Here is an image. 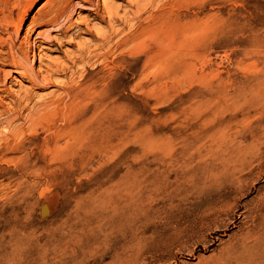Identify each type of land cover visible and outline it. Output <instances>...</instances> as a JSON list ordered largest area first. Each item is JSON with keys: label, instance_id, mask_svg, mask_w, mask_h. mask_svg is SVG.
I'll return each instance as SVG.
<instances>
[{"label": "rangeland", "instance_id": "374dc122", "mask_svg": "<svg viewBox=\"0 0 264 264\" xmlns=\"http://www.w3.org/2000/svg\"><path fill=\"white\" fill-rule=\"evenodd\" d=\"M62 1L30 0L16 21L18 45L51 32L30 53L37 69L73 66L111 18L120 34L116 49L56 76L60 87L35 86L0 47V79L10 73L0 87V264H264V243L228 258L242 239H264V0H180L139 22L147 0H73L67 35L43 22ZM201 23L206 33L188 40ZM141 29L150 47L121 48ZM158 36L173 52L155 47ZM26 94L32 103L16 106ZM59 97L69 109L56 111ZM37 111L50 118L31 130Z\"/></svg>", "mask_w": 264, "mask_h": 264}, {"label": "bare ground", "instance_id": "6f19581e", "mask_svg": "<svg viewBox=\"0 0 264 264\" xmlns=\"http://www.w3.org/2000/svg\"><path fill=\"white\" fill-rule=\"evenodd\" d=\"M180 0H167L162 3L161 6L158 4L155 5V3L158 2V0H147V3L145 5H138L137 6V12L135 13L133 17V22H139L142 17L145 14H148L150 9H158L160 10L161 7H163V10L169 7L168 9L174 10L178 8ZM234 1V0H233ZM176 2V5H175ZM30 0H6L3 3V8L0 9V47L2 50H7V58L4 59L5 62L9 63V66H12L13 68L17 69L18 72L30 82H32L35 86L41 87L42 86H51L55 85L60 87V82L55 81L54 78L56 76H60L63 74L71 73L73 72L71 69L76 67L78 64L85 63V60L87 59V56H94L97 51H111L114 49V46H111V43L113 41L114 35H119L112 33V29L114 28L113 23L119 22L117 18H111L110 23L111 26L109 27V31L106 33L99 35V42L100 45H95V49L93 51H90V48L87 50L82 49L79 53V57L72 61L73 66H66L63 64H53V66L48 67V71H44L42 69H37L35 65L30 61V53H35L40 48V45L51 41V32H45V33H38L35 38L29 37L28 39L24 40V42L21 45H18L17 39L20 35V25L17 23V19H20V21H23L26 16H28V7H29ZM1 6V2H0ZM73 0H63L59 6L52 10L51 12L47 13L45 17H48V19L44 20L46 26H50L53 28H57L53 32H56L58 29H60V33L62 35H67L69 33L70 27H68V24L70 23V16L69 13L71 12L73 8ZM103 11L104 13H107L109 16L113 14V6L104 3L103 4ZM174 12V11H173ZM156 13L150 14L155 15ZM64 18L63 23H59V20ZM129 19L124 18L122 19V22L124 24L129 23ZM209 29V26L206 24H199L192 29H186L185 30V37L188 40H194L195 38L204 35L206 30ZM147 37V33L143 31V29L139 30L138 32L134 33L127 41L121 44V48L127 46L129 42L134 43V47L136 49H145L150 47L148 42L144 41V38ZM162 40L160 43L155 44V47L164 51H168L165 53L173 52V49L175 47L174 41L165 38L164 36H158ZM98 42V43H99ZM188 43L190 41H187ZM188 47V46H185ZM116 49V48H115ZM9 72L5 73L4 77L0 79V87L2 86V80L3 82L7 80V76H9ZM63 90V89H62ZM1 91V90H0ZM64 97L69 99L70 101L73 100L74 96L71 94V92L66 89L64 91ZM32 103V99L26 94L23 98H19L16 101V106L21 107L23 104H29ZM35 108H47L46 103H35ZM54 108H56V111H60L61 108H67L69 109L71 104L67 106V103H65L63 100H60V97L57 101L53 104ZM23 111L26 110V107L22 109ZM17 110H14V114L6 119L5 123L9 128V135L10 137H7L5 140V153L7 154L13 153V144H14V138L17 137L16 132L14 131V123L17 122L19 119ZM68 115V114H66ZM50 116L48 114H41L39 111L36 112V114H32V112L27 116V124L30 127L31 130H35L39 127H42L44 123H47ZM11 162V161H10ZM114 235V234H113ZM260 236H264V230L260 233ZM264 239L259 237L255 240H251V236H248L244 239H242L240 245L238 248L234 247L232 249L233 253L229 255L228 258L233 259L236 258L238 255L240 256H246L250 255L252 252H254L255 249L263 248ZM235 252V253H234ZM238 254V255H237ZM184 264V263H181Z\"/></svg>", "mask_w": 264, "mask_h": 264}]
</instances>
